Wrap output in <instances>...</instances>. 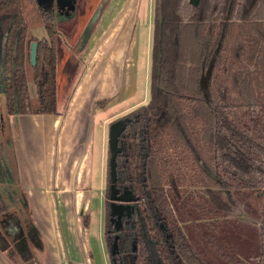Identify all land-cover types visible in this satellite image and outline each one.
Here are the masks:
<instances>
[{
  "label": "trees",
  "instance_id": "obj_1",
  "mask_svg": "<svg viewBox=\"0 0 264 264\" xmlns=\"http://www.w3.org/2000/svg\"><path fill=\"white\" fill-rule=\"evenodd\" d=\"M41 12L49 40L29 35L20 0H0L5 116L56 112L57 20ZM203 68H210L207 101L199 86ZM128 116L117 184L131 189L137 202L119 230L109 224L105 202L110 258L116 264H264V0H199L196 6L154 0L149 101ZM5 149L0 147V214L15 212L23 224L25 202ZM237 196L262 206L260 252L249 261L218 236ZM181 224L188 228L184 233Z\"/></svg>",
  "mask_w": 264,
  "mask_h": 264
},
{
  "label": "crops",
  "instance_id": "obj_2",
  "mask_svg": "<svg viewBox=\"0 0 264 264\" xmlns=\"http://www.w3.org/2000/svg\"><path fill=\"white\" fill-rule=\"evenodd\" d=\"M138 1L106 2L80 53L84 69L68 99L56 98L54 114L5 116L0 93L1 131L5 132L0 147H8L5 151L15 166L26 208L23 230L15 232L18 237L0 230V264H94L91 161L95 152L100 154L107 146L105 116L92 132L93 115L105 111L96 110L93 103L100 97L119 101L135 94V75H125L132 73L136 56ZM120 63L124 67L116 73ZM93 70L100 80L92 78ZM27 87L31 98L37 95L32 79L27 78ZM10 214L17 218V213Z\"/></svg>",
  "mask_w": 264,
  "mask_h": 264
},
{
  "label": "rangeland",
  "instance_id": "obj_3",
  "mask_svg": "<svg viewBox=\"0 0 264 264\" xmlns=\"http://www.w3.org/2000/svg\"><path fill=\"white\" fill-rule=\"evenodd\" d=\"M20 2L22 14L27 24L29 35L36 40H49V36L43 24V14L38 8H40L42 11L49 12L52 18L57 20V25L55 27L57 32L53 40L56 58V98L59 97L60 100H66L68 99L73 86H75L77 83L81 71H83L82 69H84L85 66V62L82 60V54L80 55V53L83 51L86 41H83L81 38L82 36L88 37L93 32L97 18L102 11V8L99 7L102 0H74L73 7L70 10L58 12H54L57 9L54 6L51 7L48 0L37 1L38 3L40 2L41 5H36L35 0H20ZM138 4L140 6L138 11L139 13L141 11V13L140 15L138 14L139 24L138 42L135 49L136 56L132 60V73L126 75L124 74L128 77H133V75H135V94H133L132 97L119 101H115L113 97L104 99H102L103 97H100L98 100H94L93 103V107L96 110H100V108L105 110L103 113L101 111H97L93 115L92 132L95 130L98 124L100 125L102 119L101 116H105L106 121H104V129H106V146L107 129L110 122L134 109L139 104L141 105L145 103L146 99L148 98V80L152 57L150 47L153 26L154 0H139ZM141 5L143 7H141ZM96 14H98V16L96 20H94V16H96ZM87 28H89V31H87ZM133 29L134 26L131 28V31H133ZM129 47H131V44H129ZM106 60L108 62L111 60V58H107ZM122 67H124L122 63H120L119 66H116V73H118L117 68H120L121 70ZM25 68L27 78L32 79V69L30 68L29 64H26ZM206 71L207 70L204 69L202 73L203 82L206 78ZM92 78L100 80L99 73H96V70H93ZM36 97L37 95L32 98L29 96L32 103L36 102ZM103 100H105V103L98 105V102H103ZM3 128L4 125L1 118L0 141H3V138L5 137V132L3 133L1 131ZM95 134L97 135V133ZM95 141L96 143L98 142L96 139ZM91 166L94 185V188H92L90 205L92 259L94 264H110L107 249L103 240V195L107 168L106 148L102 150V153L98 154V152H95L92 155ZM108 184L109 183L107 180V188ZM235 201V207L228 214L226 219L222 221L223 225L219 230L218 236L222 240L225 248L231 247V250L234 251V253L241 259L249 261L248 257H252L260 251L259 231L262 206L252 204L248 199L240 196L235 197ZM181 226L183 227L182 230L184 231L188 229L186 225L181 224Z\"/></svg>",
  "mask_w": 264,
  "mask_h": 264
},
{
  "label": "water",
  "instance_id": "obj_4",
  "mask_svg": "<svg viewBox=\"0 0 264 264\" xmlns=\"http://www.w3.org/2000/svg\"><path fill=\"white\" fill-rule=\"evenodd\" d=\"M36 1H39V0H36ZM48 1L50 2L51 7L54 6L57 9V11L70 10L73 7V2H74V0H48ZM188 2L192 4L193 6H196L199 0H188ZM38 4L41 5L40 2ZM100 5L99 7L102 8V5L101 6ZM97 16L98 14L94 16L95 17L94 20H96ZM87 31H89V28H87ZM88 37L82 36L81 39L85 41ZM35 55H36V43L32 41L30 43V48H29V61L31 65H34L35 63ZM159 57H160V54L158 53L157 64L155 67L156 73L158 72V69H159ZM209 76H210V68H207L205 81L203 82L202 72L199 78V86H200V89L202 91V96L205 101L208 100L209 93H210L209 92ZM130 120L131 119L128 117L116 119L110 122V124L108 125V129H107V148L109 152V158H108L109 195H108V198L110 201L113 202L110 205L109 214H110V219L114 222L116 229L119 228L120 226V217H121V211L117 210L119 206L121 205L117 204L116 201L131 202L135 200L132 192L129 189H125L122 193L119 194V190L116 187V155L119 154L121 151V147L118 144V139H119L120 134L125 129L126 124L130 122ZM206 172L209 173L210 176L213 177V175L208 170H206ZM127 207L129 206L127 205ZM114 246H115V242H114ZM113 264H116V263L113 262Z\"/></svg>",
  "mask_w": 264,
  "mask_h": 264
},
{
  "label": "flooded vegetation",
  "instance_id": "obj_5",
  "mask_svg": "<svg viewBox=\"0 0 264 264\" xmlns=\"http://www.w3.org/2000/svg\"><path fill=\"white\" fill-rule=\"evenodd\" d=\"M54 12H58L57 10L54 11ZM151 56H152V52H153V26H152V35H151ZM158 55V54H157ZM159 60H160V57H159ZM157 64V62H156ZM156 66V65H155ZM207 68H203L202 69V73H203V70ZM152 72V57H151V65H150V73ZM157 75V73H156ZM149 82H150V74H149V80H148V92H149ZM149 101V93H148V98L146 99V102L141 104V105H145L147 104ZM140 104L138 106H136L134 109L130 110L129 112L123 114L122 116L120 117H117L115 118L114 120L116 119H119V118H123V117H128L131 119V117H129L128 115L133 111L135 110L137 107L141 106ZM133 115V114H132ZM113 120V121H114ZM131 121V120H130ZM112 122V121H111ZM126 128V127H125ZM124 131V130H123ZM122 134V133H121ZM120 134V135H121ZM118 144L120 145L121 147V151L120 153H122V142H121V139H120V136H119V139H118ZM106 151H107V168H106V176H105V188H104V195H103V198H104V203H103V207H104V227H103V240H104V232H105V202L106 200L109 201V213H110V205L113 203L112 201L109 200L108 198V195H109V191H108V188L106 187V182L108 180V183H109V174H108V158H109V152H108V148L106 147ZM119 153V154H120ZM117 154L116 155V169H117V156L119 155ZM108 187H109V184H108ZM116 187L117 189L119 190V194L122 193L125 189H129L126 185H118L117 184V174H116ZM263 187H264V184L263 186L261 187L262 189V193L264 194V191H263ZM107 190V192H106ZM131 192L132 190L129 189ZM135 200L134 201H131V202H123V201H116L117 204H120L121 206H119V208L117 210L121 211V217H120V226L119 228H115V224L114 222L110 219V217H108V222L110 225L113 226V228L115 230H119L123 223L125 221H127L133 214H134V211H135V203L137 202V197L134 195V193L132 192ZM127 205L129 207H127ZM129 209H127V208ZM186 225V224H185ZM183 228V227H182ZM0 230L3 234H12V237H18V234L15 233L17 232L18 230H23L22 228V225H21V222L15 218V216L13 214H10L9 213H3V214H0ZM9 232V233H8ZM186 232V231H185ZM260 232V231H259ZM183 233H184V230H183ZM117 237V236H116ZM194 239V238H193ZM104 245H105V242H104ZM259 246H260V243H259ZM106 247V245H105ZM107 249V248H106ZM260 252V251H259ZM107 254H108V258H109V261H110V264H113V262L115 263L114 259L113 258H110L109 256V253H108V250H107Z\"/></svg>",
  "mask_w": 264,
  "mask_h": 264
}]
</instances>
